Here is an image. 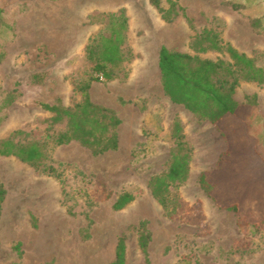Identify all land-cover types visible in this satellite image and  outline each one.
I'll return each instance as SVG.
<instances>
[{"label": "rangeland", "instance_id": "374dc122", "mask_svg": "<svg viewBox=\"0 0 264 264\" xmlns=\"http://www.w3.org/2000/svg\"><path fill=\"white\" fill-rule=\"evenodd\" d=\"M177 1L183 13L165 22L149 0H0V138L19 130L16 141L36 142L43 152L49 149L40 164L44 173L15 156L0 157L5 190L0 264H105L121 235L126 264H260L261 204L244 205L238 212L226 206L256 180L261 188L256 192L264 193V84L242 81L235 89L243 111L226 119L227 131L235 134L231 137L168 99L157 62L161 45L229 61L225 52L191 49L195 35L206 28L264 67V0ZM160 4L168 8L167 0ZM121 8L132 58L114 69L119 71L113 79L93 81L89 89L92 102L120 118L118 147L93 155L77 141L52 146V136L65 122L51 125L52 113L30 104H52L58 98L72 107L80 101L75 85L94 72L85 46L104 27L101 14ZM46 64L47 70H36ZM30 70L47 71L48 83L31 86L25 78ZM9 93L16 95L15 101L5 107ZM252 96V104H246ZM175 118L193 156L188 178L177 189L183 205L178 218L171 219L152 196L148 180L169 165ZM237 156L241 163L231 161ZM48 166L54 172L47 173ZM202 170L216 182L210 194L199 185ZM234 178L238 183L228 188ZM43 188L52 192L44 215L37 208ZM124 192L132 193L133 200L114 210ZM140 204L145 211L137 213ZM13 220L24 235H14L17 228L9 230ZM142 229L149 237L148 263L138 247Z\"/></svg>", "mask_w": 264, "mask_h": 264}, {"label": "trees", "instance_id": "16d2710c", "mask_svg": "<svg viewBox=\"0 0 264 264\" xmlns=\"http://www.w3.org/2000/svg\"><path fill=\"white\" fill-rule=\"evenodd\" d=\"M149 2L165 22H170L179 12L183 13V8L177 0H167L166 9L161 7L160 0H149ZM101 15L105 21L104 27L95 36L90 37L84 49L87 60L93 62L94 72L75 85L80 92V101L72 107H65L58 98L57 102L52 104L38 100L30 104L52 113L51 125L65 122L64 129L52 136V146L77 141L88 148L93 155L117 149V127L121 120L114 110L91 101L89 96L91 84L101 78L113 79L118 74V67L132 58L130 49L126 47L125 10L121 8ZM188 21L190 24V20ZM190 47L197 52L209 50L225 52L229 61L203 59L187 52L171 51L161 45L157 65L163 93L172 103L182 105L197 119L206 120L226 135L228 132L225 127L226 119L237 116L243 111L242 105L234 98L235 89L242 81L264 84V67L257 65L253 58L238 51L230 43H223L219 34L212 29H202L195 35ZM115 68L118 69L114 70ZM48 75L47 71H35L29 74L27 81L31 86H41ZM15 97L14 93H9L3 100L5 107L11 105ZM252 98L254 99V96L247 97L245 103L252 104ZM20 132L16 130L7 137L0 138V157L15 156L21 162L35 167L39 173H44L40 164L48 157L49 149L43 152L36 142L22 144L16 141L15 136ZM229 134L231 137L235 135ZM172 137L175 145L169 152V165L162 173L149 178L148 187L167 217L176 219L178 210L183 205L177 189L188 178L193 151L185 141L182 125L177 118L173 120ZM231 161L241 163L242 157L237 156ZM52 172H54L52 167L48 166L47 173ZM198 181L207 194H210L216 183L209 180L205 171L199 174ZM258 182L260 180L246 187L237 196L238 200L226 208L238 212L244 205L260 203L264 213V193L256 192L261 190ZM235 183L238 181L234 178L227 183V187L232 188L231 184ZM4 193V187L0 183V207ZM133 198L134 195L130 192L121 193L112 207L114 210H120ZM224 199H227V196H224ZM218 203L223 201L219 199ZM143 224L142 221L139 226L142 227ZM148 239L147 232L142 229L138 234V247L146 263H148ZM106 264H126V244L123 235L117 239L114 259Z\"/></svg>", "mask_w": 264, "mask_h": 264}, {"label": "bare ground", "instance_id": "6f19581e", "mask_svg": "<svg viewBox=\"0 0 264 264\" xmlns=\"http://www.w3.org/2000/svg\"><path fill=\"white\" fill-rule=\"evenodd\" d=\"M127 137H128V141L130 140L131 136L130 133H127ZM17 169H19V167H16ZM15 169V168H14ZM51 196H52V192L49 189H42L41 192V198H40V203L37 204V208L44 214L47 213V209L51 200ZM139 208H137V210H135L137 213L141 212V211H145V205H138Z\"/></svg>", "mask_w": 264, "mask_h": 264}, {"label": "crops", "instance_id": "0c3cea01", "mask_svg": "<svg viewBox=\"0 0 264 264\" xmlns=\"http://www.w3.org/2000/svg\"><path fill=\"white\" fill-rule=\"evenodd\" d=\"M65 61H66V59H65ZM36 70H47V64L45 65V66H43V67H41V68H38V69H36ZM36 70H30L26 75H25V78H27L28 76H29V74H31V73H33V72H35ZM48 83V81H45V85ZM134 87V89L135 90H138V88L136 87V86H133ZM57 95H61L59 92L57 93ZM202 171H204V170H202ZM14 219H15V217H14ZM18 221H19V219H17ZM15 220H13V221H11L10 222V224H9V226H10V228H9V230L10 229H12V228H17V232H13V234L14 235H24L23 233H24V231H23V229H21V226H20V224L18 223V222H14ZM16 224H17V226H16ZM20 229V230H19ZM8 234H10V233H8ZM114 256H115V254L113 255V258L111 259V260H109L108 262H110V261H112L113 259H114ZM258 257H259V259H261L260 261H258L260 264H264V249L261 251V254H259L258 255ZM107 262V263H108ZM106 264V263H105Z\"/></svg>", "mask_w": 264, "mask_h": 264}]
</instances>
